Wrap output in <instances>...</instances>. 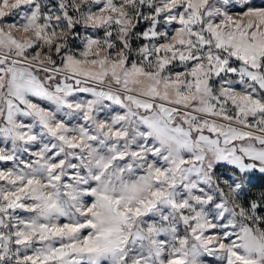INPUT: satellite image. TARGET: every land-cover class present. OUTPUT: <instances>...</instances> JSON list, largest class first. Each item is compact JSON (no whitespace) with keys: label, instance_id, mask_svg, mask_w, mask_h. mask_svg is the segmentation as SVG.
Masks as SVG:
<instances>
[{"label":"snow or ice","instance_id":"1","mask_svg":"<svg viewBox=\"0 0 264 264\" xmlns=\"http://www.w3.org/2000/svg\"><path fill=\"white\" fill-rule=\"evenodd\" d=\"M0 264H264V0H0Z\"/></svg>","mask_w":264,"mask_h":264}]
</instances>
